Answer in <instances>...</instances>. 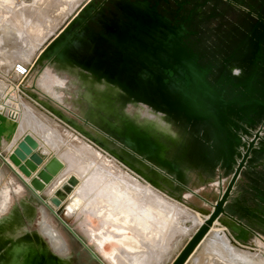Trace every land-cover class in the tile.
I'll return each mask as SVG.
<instances>
[{
	"label": "rangeland",
	"instance_id": "1",
	"mask_svg": "<svg viewBox=\"0 0 264 264\" xmlns=\"http://www.w3.org/2000/svg\"><path fill=\"white\" fill-rule=\"evenodd\" d=\"M16 1L13 0L9 4L0 0V80L15 85L12 69L14 61L27 62L31 70L20 85L24 87V90H20V92L19 89H14L13 93L19 92L24 96L33 97V100L40 105L37 109L41 112H49V109L41 102L44 100L76 119L99 140H94L92 137L74 130L77 141L92 148L99 162L108 164L109 161V167L100 180L97 178L99 181H94L93 179L94 183L90 182L92 187H87V190H84V185L86 187L93 166L86 165L84 170H78L77 166L73 167L74 169H69L67 161L63 159L62 149L55 146L49 160L56 157L61 161L62 165L56 174H59L60 170L67 169L70 171L69 173L73 172L79 176L76 183L78 189L75 192L77 195L79 194L80 198H77L75 206L72 205L75 211L72 213L66 209L64 202L55 206L49 200V194H51L49 183L44 184L37 192L47 210V219L67 241L71 253L76 258V264H117L113 260L109 261L104 258L102 254V251L112 248L115 254L122 255L117 246L120 244V241L117 240L120 239L107 232L105 227L108 228V226L106 224L104 226L106 220L101 219L95 213L97 208L101 207L100 205L102 208L109 209L106 200L103 201L106 205L101 204L102 201L99 202V205L97 204L98 207L92 205L98 197L105 194L107 199L113 200V195L110 194L113 188L106 187L104 190V186H100L102 182L111 183L118 190L122 192L126 190L127 193H130L132 189H126L122 182L125 180V175L133 176V178H129L131 180L137 176L148 187L151 186L168 205L172 206L171 210H173L168 222L162 220V216L159 217L154 210L150 212L155 217L148 216L147 229L141 228L133 221V225H131L133 232L136 234L138 230H141L139 231L140 245L136 243V250L130 251L128 255L124 253V257L120 256L124 258L126 264H129L128 262H131L130 264L133 262L134 264H174L194 234L211 216L216 203L222 198L225 191L227 194L224 201H220L216 208V211H223L212 221L208 230L192 248L182 264L190 263L191 255L198 251L200 243L211 231L216 221L225 225L232 239L235 238L242 245L241 250H238L240 253L264 260V200L261 199L264 197V192L260 193L254 187L258 186L264 189V104L251 98L264 99V62H262L263 65L261 64V60L264 61V52L260 60L255 59L254 66L250 62L258 48L264 49V0H129L137 3L145 2L147 7L154 6L158 13L169 18L172 23L184 30L183 41L196 52L199 64L207 68L206 78L215 92L220 93L224 99L236 97L238 100L246 101V103L242 102L243 104L238 100L231 103L230 113L224 109L229 103L221 104L222 109L234 121L233 124H228L226 122L228 118L225 117V128L212 117L195 119L188 118L183 113L163 110L172 120L181 137L188 140L185 153L181 150L182 140L170 148L169 159L175 164L173 170L165 168L146 155L139 153L134 147L108 133L101 126L94 124L95 122L93 124L89 122L87 117L73 108L72 103L64 102L59 98L57 94L62 95L63 89L58 92L54 84L41 83L45 71L54 64L52 54L45 57L43 63L38 61L42 45L46 43L47 47L51 44L61 33L58 32V29L68 18L69 22L74 21L76 14L86 19L90 28L102 31L98 18L124 16L123 11L115 5V0H82L81 2L45 0L42 6L36 8L38 12L30 11L28 7L19 6L20 2ZM86 6H90V10H86L88 14L86 11L84 12ZM59 8L63 12L60 16L54 14L55 10ZM43 42L44 44H42ZM233 63L243 65V73L240 75L233 73L230 69V65ZM65 75L72 77L67 72ZM250 88L254 90L251 91ZM125 94L126 100H129L128 95L130 94L126 91ZM7 96V99L11 98L9 94ZM36 96L41 100H37ZM67 97L73 102L70 95ZM139 106L130 103L125 106L126 109H122V112H129L128 114L133 120L145 124L147 118L143 114H139L141 108ZM95 109L96 113L93 115L104 113L97 106ZM161 121L169 124L163 119ZM249 143H252L251 146ZM8 154V147L0 143L1 168H5L6 173L14 176L20 182L22 177L15 171V169L18 170L17 167L13 168L15 165L9 159ZM9 162L12 163V166ZM138 168L151 175L156 173L155 176L158 171L172 183H165L167 185L160 188L141 175L142 172ZM20 172L22 173V171ZM95 182L98 183L97 187ZM57 183L59 184V180L51 186L50 190L55 189ZM109 195L112 196L109 197ZM257 200L261 201L262 205L257 203ZM152 204L154 205V203ZM141 206L143 207V205ZM255 206L258 208H254ZM232 213L237 214L240 218L236 219L240 221V224L237 223L240 225L239 227L225 224L224 220L227 218L235 221ZM197 214L200 215L202 221L196 220L198 219ZM37 216H40V211ZM180 217L182 218L179 219ZM183 218H187L185 224L189 222V226L186 228H181ZM62 219L74 233L63 223ZM165 222L164 230H160L161 225ZM84 225L98 234L97 236L101 237L106 234L105 239L100 238L101 241L91 239L89 229H84ZM242 228L245 237L240 234ZM145 230L148 231L149 236L145 234ZM153 230L155 232L160 230V237H156L158 238L156 244L152 242V245L146 246V242L150 243L148 238L154 236ZM142 233L143 236H141ZM226 240L232 246L230 240L228 238ZM232 248L234 249L233 246ZM92 251L98 258L92 254ZM136 252H146L148 260L144 262L145 257L142 256L139 263L136 262L135 256H132Z\"/></svg>",
	"mask_w": 264,
	"mask_h": 264
},
{
	"label": "bare ground",
	"instance_id": "2",
	"mask_svg": "<svg viewBox=\"0 0 264 264\" xmlns=\"http://www.w3.org/2000/svg\"><path fill=\"white\" fill-rule=\"evenodd\" d=\"M1 1L3 3H9V4L13 2V0H1ZM17 1L20 2L19 6L28 7V9L30 11L35 10V12H38V10H36V8H39V6H42V4L45 2V0H17ZM73 1L74 2H76V1L81 2L82 0H73ZM119 1H121L124 4L132 3L129 0H119ZM139 3L141 6L145 5L144 4L145 2L144 3L139 2ZM2 5H4V4H2ZM127 5L129 8L134 7V6H131L129 4H127ZM89 7L90 6H86V8L84 9V12L86 10H90ZM135 7H138V9ZM135 7H134V9L137 11L142 10L141 7H139V6H135ZM62 13L63 12H62L61 8H59V9L55 10L54 14L60 16V15H62ZM86 14H88L87 11H86ZM77 16H80V15L76 14L75 17H77ZM68 22H69V18L59 28V32H61V33H59L56 36L54 41L51 44H49L47 47L45 45V47L41 50L40 56L38 57V61L43 63L44 58L49 56L50 53H53L52 55L54 56L53 57L54 64H58L60 66V68L65 69L66 72H68V73L70 72L72 74L80 75L81 78L83 80H85V82H88L90 84V86H89L90 90L95 91V86H96L98 88V90L96 91L97 95L95 96L96 99L94 102H95V105L99 109H101L104 113L103 114H101V113L100 114H94V115L92 114V116H91L92 122H95L94 124L101 126L108 133H111L113 136L119 138L124 143L134 147L139 153L146 155L151 160L157 162L161 166H163L165 168H172L173 167L172 164L165 157V151L167 150V146L160 139L154 138L152 136V134L149 132V128L151 126H153L154 124H157L158 126H162L163 128L166 127V124L164 122L162 123L160 115L155 114L151 110V108H155L157 110H160L164 114H166V113L163 111L162 108H160L158 106H154L153 104H150L147 101L138 98L134 94L129 93L130 96L132 97V103L133 104L136 105V104L140 103V104H143L145 106L151 107L149 109L147 107L142 106L139 110V114H143L147 118V122L145 123V124H149L148 126L145 125L147 129H144L145 126L139 124L140 122L137 123L135 120H133V118H131V116H129L128 111H127L128 113H126V111H125L124 115H119L117 113L115 114L114 108L112 107L113 103H115V97L110 92V90L114 91V92H117V91L125 92L126 88H124L116 79H111L110 77L100 73V71L98 69H96V67L94 66L95 65L94 63L96 61L92 58L93 57L92 55L96 54L98 56V53L92 52V53L87 54V52H86L85 53L86 54L85 59L87 61L86 64L84 63V61H81V63H79V62L71 59V57H69V56H71V54L69 52H67L68 47L70 50L73 49L74 51L77 50L78 52H82L85 49V47L88 45V43L89 44L91 43V39L94 37V34L91 32V33H89V35H87V38H85L84 33H86V32H85L84 27L79 28V30H77L76 33L71 32L72 33L71 34L70 29H69V26H70L69 24L71 21L69 23ZM64 34H65V36H69L68 37L69 42H67L66 44H64V43L61 44V41L58 40L57 37L58 36L60 37ZM78 36L80 37V39H83V42H84L83 45H80V43H81L80 39L76 41V38ZM78 56H79V53H78ZM84 64L87 66H85ZM57 73H59V72H57ZM62 77L68 78L64 74L62 75ZM70 79H72V78H70ZM76 80H78V79H76ZM73 84H76V81L73 80ZM100 89H103V90L100 91ZM11 102H12V99H11ZM41 102L47 108H49L54 114H56L59 118H61L63 121H65L67 124L74 127L76 130H78L82 134L89 136V137H92L94 140H98L85 126L80 124L76 119L68 116L61 109L51 105L50 103H48L44 100H42ZM26 109H27V107H26ZM3 111H4V106L0 104V112H3ZM112 116L116 117L117 119L119 118L121 120L120 121L121 124L110 120V117H112ZM95 118L97 121L95 120ZM88 120L90 121L89 117H88ZM1 121H2V119L0 118V122ZM169 127L170 126H168V128ZM166 130H165V132H166ZM1 131H2V128H1V124H0V133H1ZM163 131H164V129H163ZM8 132L10 133L9 130H8ZM4 136H6V135H4ZM5 139H6V137H5ZM35 150H38V146H37V149H35ZM47 161H45V159H44L43 163L40 164L38 170L35 173H33V176H30L29 178L25 177L26 175L22 174L23 172L21 173L19 170H17L20 173L21 177H23L22 178L23 180L20 178L21 179L20 182L16 178H14V176H11L10 174L6 173L4 171L5 168H1L2 166H0V264H76V258L71 253V251L67 245V241L60 235V233L55 229L53 224L47 219V210L45 209V207L42 204V201L39 199V197L37 195V192L39 191V188L41 185L39 182V179H38L39 177H37L38 171H40V169L44 168L43 165H45V168H47L49 170H54L53 165ZM10 164L12 165V163H10ZM13 167L15 168V166H13ZM138 170L140 172H142L141 175H143L147 179L151 180L155 185L159 186L160 188L163 187L159 181V178H161L159 174H157V176H155L156 173L154 175H151V174L147 173L146 171L142 170L141 168H138ZM60 172H61V170H60ZM59 174L57 173L48 182L49 188H51V186L53 184H56ZM100 177H102V176H100ZM129 178H133V176L127 177L125 175V180L122 181L125 184L126 189L130 190V189L134 188V190H135L138 187L139 188L140 187H142V188L147 187L148 188V185L146 183H144V181H142L137 176L134 177L133 180H131ZM95 180H97V179H95ZM102 183L100 186H104V190L106 187H112L113 188V191L110 193L113 195V198H112L113 200L107 199L108 197L104 193L105 195H101L100 197H98L96 199V201H94V204L92 206L96 205L95 207H98L97 204L99 205L100 201H102V202H100L101 204H104L103 201L106 200V203L108 204L109 209L102 208V205H100L101 207L99 206L100 208H97L95 213L98 214L97 216H100L101 219L106 220L104 222V226H105V224H106V226H108V228L105 227L107 232L111 233L112 236H114V237L122 238V237H124V235L128 234L129 232H131L135 236L139 237V233H140L139 231H141V230H138V228H137L138 233L135 234L133 232V227L131 226V225H133L132 224L133 221L135 223H137L136 225H139L141 228L147 229V227L149 225V224H147L148 220H149L148 216L152 215L150 212H152L153 210L159 215V217L162 216L165 219H169L171 216L170 213L173 212L169 206L163 205L162 201H159V197L156 198V196H155L156 194L153 195L154 194L153 193V194L149 195V197L152 200L151 202H149L150 200L149 201L146 200V202L143 201L144 203L143 202L141 203V205L146 204V205H148V207H147V210L145 212V215L143 214L144 216L139 217L137 212H138L140 205H138V202L136 201V197H133L132 195H130L131 193H127L126 190H125V192L118 190L111 183L104 182L103 185H102ZM95 184H96V182H95ZM97 184H96V187H97ZM77 185H75L73 187V189L67 194V197L62 201V203L64 202L66 204V202L69 199V196L74 192L75 188H77ZM93 186H95V185H93ZM89 187L91 188L92 186H89ZM117 187H118V185H117ZM56 188H57V186L55 187V189ZM121 188L123 189V187H121ZM53 190L54 189H51V190L49 189V191H51L50 193H53ZM146 190H148V189H145V192H146ZM149 191H150V189L148 190V192ZM112 195H109V197H111ZM147 197H146V199H147ZM133 198H135V200ZM154 200L157 204L158 203L162 204L163 207L167 211L163 212V211H161L162 209H160L158 206H154L152 204ZM123 201L125 202V206H123V203H124ZM128 202L130 205L127 204ZM106 203L104 205H106ZM148 203L151 204V206H149ZM73 206H75V205H73ZM112 206H113V208H110ZM66 209L70 210L72 213L75 211V210H73L71 205H66ZM165 209H163V210H165ZM39 211H40V216L38 217L37 214ZM157 214H156V216H157ZM97 216H96V218H97ZM152 216L155 217L154 214ZM181 218L182 217H180L179 219H181ZM186 219L183 218L181 221V224L184 223V225H188L187 223L185 224V222L187 221ZM224 222H225V224L231 225L234 227L240 226L237 224L238 222H235L229 218L225 219ZM86 223L88 224V222H86ZM222 227H224L225 229L227 228L225 225H221L219 221H216L214 223L211 231L207 234V236L200 243V248L198 249V251L191 255V261L188 264H264V260H262L258 257H254V256H251L248 254L240 253V251H238V250H241V246L235 245L232 242V239L229 238V237H231L230 234L227 232V230H225L226 231L225 232ZM134 228H135V226H134ZM84 229L87 230L89 228H87L84 225ZM219 229L221 230L222 234L227 236V238L230 240L232 245H234V248H236V250H234L232 248V246H230L228 244L226 239L219 233L220 232ZM145 232H146L145 234L147 236L150 235L147 233L148 231L145 230ZM89 233H90L89 237L91 239H95V240H99V241H101V239L102 240L105 239V236H106V234L102 235L101 237L97 236L98 234L93 232L91 229H89ZM159 233H160V230L158 232L156 231L154 233L153 237H149V238L146 237V238L150 239L149 244L152 245V242L156 243L157 239L160 237ZM141 236H143V233ZM157 236H158V238H156ZM133 242H135V241H133ZM126 243H128V242H126ZM132 247H134V246H132ZM124 250H126V249H124ZM130 250H132V248ZM207 250H217L220 253L221 257H217L213 253H208ZM124 253H126V255L129 254V252H124ZM144 254H142V253L141 254L140 253L135 254L134 253V254H132V256L133 257L135 256L134 260H136V262L139 263L142 256L145 257ZM114 257H116V256L114 255ZM128 257L130 258V255ZM129 258H127V259H129ZM119 259H121V258L118 257L117 261H119ZM121 260H120V264H122L124 262V260H123V262H121ZM128 263L130 264L131 262H128ZM123 264H126V262H124ZM133 264H134V262H133Z\"/></svg>",
	"mask_w": 264,
	"mask_h": 264
},
{
	"label": "water",
	"instance_id": "3",
	"mask_svg": "<svg viewBox=\"0 0 264 264\" xmlns=\"http://www.w3.org/2000/svg\"><path fill=\"white\" fill-rule=\"evenodd\" d=\"M131 2L133 4H124L115 0V5L123 11L124 16L98 18L102 31L90 28L86 19L81 16L70 22V33H76L79 28L84 27L85 38L91 32L94 37L82 52L70 50L68 47L67 52L71 54L69 57L79 63L84 61L86 64L85 53L96 52L98 56L92 55L96 61L94 63L96 69L111 79H116L128 93H132L165 111L183 113L186 117L195 119L212 117L219 125L226 127L224 118L231 116L222 109L221 104L225 102L230 106L238 99L236 97L224 99L220 93L219 95L217 91L215 92L206 78L207 68L199 64L196 52L183 41V29L158 13L154 6H141L139 2ZM127 4L134 7L139 6L142 10L137 11L134 7L129 8ZM135 8L138 9V7ZM68 37L64 34L58 36L57 39L61 41V44H66L69 42ZM79 39L78 36L76 41ZM80 42V45L84 44L83 39H80ZM78 53L79 56L81 55L80 57ZM51 54L53 53L49 55ZM251 98L264 104L262 98ZM238 101L246 103L243 100ZM230 119L233 123V118ZM249 144L251 146L252 143ZM38 145V141L30 133H22L8 154L17 169L28 177L33 176L44 160L40 153L34 151ZM47 162L53 165L54 170H49L43 165L44 168L42 167L43 169L38 171L40 188L53 178L62 165L56 157ZM15 171L20 175L17 170ZM76 183L77 177L70 174L60 186L53 190V193L49 195V200L55 206L61 205ZM226 194L227 191L216 203L211 216L194 234L174 264L183 263L192 248L208 230L212 221L223 211H216V208L220 201H224ZM234 220L240 224V221ZM62 221L73 231L63 219ZM240 234L246 236L243 228L240 229ZM92 254L98 258L94 251Z\"/></svg>",
	"mask_w": 264,
	"mask_h": 264
},
{
	"label": "crops",
	"instance_id": "4",
	"mask_svg": "<svg viewBox=\"0 0 264 264\" xmlns=\"http://www.w3.org/2000/svg\"><path fill=\"white\" fill-rule=\"evenodd\" d=\"M42 44H44V42ZM45 45H46V43L44 45H42L41 49H43L45 47ZM64 70L65 69L60 68V66L58 64H52V67L45 71L43 77L41 78V83L42 84H49V83L54 84V86H55V88H56V90L58 92L61 91L60 89H63L64 92H63L62 95L61 94H57L59 96V98L62 101H64V102L66 101L67 103H72L73 108L75 110L80 111V113L82 115H84L85 117H87V119L89 117L90 118L89 122H91L93 124V122L91 120V116H92L93 113H96V109H95L96 105H95L94 101L96 99L95 96L97 95L96 91L98 90V88L95 86V91L90 90L89 89L90 84L88 82H85V80H83L81 78V76L77 75V74H72V73L69 72V74L72 77H69V75H66L68 78H63L62 75L63 74L65 75V73H66V70L65 71ZM56 71L59 72V73H57ZM70 78H72V79H70ZM76 79H78V80H76ZM73 80L76 81V84H73ZM22 88L23 89H19L15 85H11L10 83L5 82L4 80H0V104L4 106V111L0 112V118L2 119V121L0 122L1 128H2V131L0 133V140H1L0 143L3 146L8 147V151L10 152L13 149V147L16 145V142L21 137L22 133H30L33 137H35V139L38 141V144H39L38 145V150L39 151L38 150H35V151L40 153L43 156V158L45 159V161L49 160L50 154L53 151V149L55 148V146L59 147L60 149H62L61 152H62V155L64 156L63 159L65 161H67V163L69 165L67 167L69 169L77 166L78 170H84V168H86L85 167L86 165H88V166L92 165L93 166V171L91 172V174L89 176V179L87 181L86 187L84 185V190H87V187L89 188V186H91L92 183H93L92 179L95 180V179L99 178V180H100V176L105 174V172L107 171L106 169H108V167H109V161H108V164L106 162H99L98 158H97V155L93 152L92 148H90L88 145H86V144H84L82 142H78L77 141L76 134L74 133V130H76V129L74 127L70 126L69 124H67L61 118H59L49 108H48L49 112L48 111L41 112L40 110L37 109V108H39L40 105L38 104V102L33 100V97L24 96V95H22L19 92L13 93L14 89H16V90L19 89V91L20 90H24L23 86H22ZM102 90L103 89H100V91H102ZM28 93H30V92H28ZM8 94L11 97L10 99H7V97H8L7 95ZM67 95H70L72 97L73 102L70 101V99L67 97ZM36 98H37V100H39L38 96H36ZM11 99H12V102H11ZM26 107H27V109H26ZM66 126L70 127V128H67ZM168 126H170V127L168 128ZM158 127L159 128L161 127L162 129L166 128L167 129V130L165 129L166 132L170 133L171 135L173 134L172 137L174 136L173 137V139L175 141L174 144L172 143V141L169 142L167 140H162V142L167 146V150L165 151V157L169 160V162L173 166L172 168H169V169L173 170V168L175 167V164L172 163V161L169 159L168 152H169L170 148L173 145L175 146L180 140H182L181 141V150H182L183 153H185L186 149H187V146H188L187 145L188 144V140L186 138H182L181 135L178 133L177 129L172 127L170 124L166 123V127H164V128L162 126H158ZM8 130L10 131V133L8 132ZM76 131H78V130H76ZM4 135H6V136H4ZM5 137H6V139H5ZM15 168H16V166H15ZM69 172L70 171H68L67 169L65 171H61L60 172V174L58 176V179H57V180H59V184L57 185V187L60 186L70 176V174H73V175L79 177L75 173H73V172L69 173ZM157 174H159L160 177H161V178H159V181H160V183L163 186L161 188H164L165 185L172 183L168 178H166L160 172H158ZM25 177H28V176H25ZM90 182H92V183H90ZM165 183H167V184H165ZM254 187L260 193L264 192L263 188L258 187V186H254ZM138 188L135 189V190H134V188H132V190H131L132 192H130L131 193L130 195H132L133 197H136V201L138 202V205H140V207L138 209V212H137L139 217H142V216L145 215V212H146L147 207H148V205H146V204H145L146 206L143 205V207H142L141 203L143 201L146 202V200L147 201L150 200L149 202H151L152 200L149 197V195L153 194V193H154L153 195L156 194L155 195L156 198L159 197V201H162L163 205L169 206L172 209V206L168 205L157 194V192L151 186H149L148 188L147 187H144V188L140 187L139 189ZM76 189H78V188H75L74 192L69 196V199L66 202V205H71L72 206V205L75 204L77 198H80L79 194L77 195L76 192H75ZM145 189H148V190L150 189V191L149 192H145ZM82 192H81V194H82ZM147 195H148V197H147ZM143 196H144V198H143ZM146 197H147V199H146ZM133 199L135 200V198H133ZM261 199L264 200V197L261 198ZM80 200H82V199H80ZM82 202H83V200H82ZM153 203H154V206H158L160 209H162L161 211H163V212L167 211L163 207L162 204H159V203L157 204L155 202V200L153 201ZM257 203H260L262 205L261 201L257 200ZM127 204H129V202ZM123 206H125V202L123 203ZM149 206H151V204H149ZM256 207L258 208V206H255L254 208H256ZM163 209H165V210H163ZM197 216H198L197 217L198 219H196V220H201L202 219V218L199 217L200 216L199 214H197ZM232 217L235 218V219H238V220L240 219L238 217V215L235 214V213H232ZM162 220L168 222L169 219H164L162 217ZM188 220H190V219L188 218ZM187 224L188 225H184V223L181 224V228L182 227L186 228L187 226H189L188 222H187ZM165 225H166V222L161 225V229L160 230H162L165 227ZM222 228H223L224 231L226 230L224 227H222ZM219 231H220L219 233L223 236L224 234L221 233L220 229H219ZM223 237L226 238L225 235ZM229 238L232 239V237H229ZM119 239L120 240H117V241H120V244H117V246L119 248L118 250H120V252H122L124 249L127 250V251L124 250L122 252L123 255H120V256H123V257H124V252H130L132 250H136V246H137L136 243H138L140 245V241H139L140 238L135 236L131 232H129L128 234L124 235V237L119 238ZM133 241H135V242L133 243ZM126 242H128V243H126ZM232 242L235 245H237V246H239V245L242 246L235 239H232ZM148 245H150V244L146 242V246H148ZM231 245H232V243H231ZM132 246H134V247H132ZM232 246L234 247V245H232ZM131 248H132V250H130ZM234 249H236V248H234ZM207 252L208 253H213L217 257H221L220 253L217 250H207ZM136 253H138V252H136ZM102 254H103V257L107 258L109 261L113 260V261H115V263L120 264V260L121 259H119V261H117L118 257H120V256L117 253H116L117 255L115 254L113 248L108 250V251L107 250L102 251ZM142 254H144V253H142ZM114 255L116 257H114ZM144 255H145L144 262H146V260H148V257L146 256V253ZM120 258H122V257H120ZM123 259L124 258H122L121 262H123Z\"/></svg>",
	"mask_w": 264,
	"mask_h": 264
},
{
	"label": "flooded vegetation",
	"instance_id": "5",
	"mask_svg": "<svg viewBox=\"0 0 264 264\" xmlns=\"http://www.w3.org/2000/svg\"><path fill=\"white\" fill-rule=\"evenodd\" d=\"M188 45V44H187ZM255 51V50H254ZM259 51V54L257 55V52ZM263 52H264V49L262 50H260V48H258V50L256 51V52H254V56H253V58L252 59H250V62H252V66H254V64H256V60L258 59V60H260V57L262 56V54H263ZM257 56V57H256ZM263 58H264V55H263ZM256 59V60H255ZM264 60V59H263ZM262 62H264V61H262L261 60V64H262ZM248 63V62H247ZM242 64H244V63H242ZM264 64V63H263ZM262 64V65H263ZM230 69H231V71L233 72V73H235V74H238V75H240L241 73H243V65H237V64H232V65H230ZM250 90L252 91V90H254V89H252V88H250ZM110 92L114 95V97H115V103H113V105H112V107L114 108V113L116 114H119V115H124L125 114V112L123 111L122 112V109L125 107V106H127V105H129L130 103H132V97L130 96V95H128V98H129V100H126L127 99V97L126 96H124V95H126L125 94V92H120V91H117V92H114V91H111L110 90ZM133 104V103H132ZM135 105V104H134ZM136 105H140L141 107L142 106H144V107H147V108H151V107H149V106H145V105H143V104H140V103H138V104H136ZM227 107L226 108H224V109H227V111L230 113V110H231V106H229V105H226ZM151 110L155 113V114H157V115H160V118L161 119H163L164 121H167L172 127H174L175 128V126L173 125V122H172V120L166 115V114H164V113H162V111H160V110H157V109H155V108H151ZM157 111V112H156ZM163 115V116H162ZM228 118V119H227ZM226 119H227V123L228 124H233L232 123V121H230L231 119L229 118V117H227ZM230 119V120H229ZM110 120H112V121H114V122H117V123H119V124H121V120L118 118H116V117H114V116H112V117H110ZM225 122V121H224ZM140 124V123H139ZM141 125H146V126H148L149 124H142L141 123ZM146 126H145V128L144 129H147L146 128ZM149 132L152 134V136L154 137V138H158V139H160L161 141L162 140H167V141H169V142H171L172 141V143L174 144V139H173V137H172V135L170 134V133H168V132H165V129H164V131H163V129H161V128H159L156 124H154L153 126H151L150 128H149ZM171 139V140H170ZM174 146V145H173Z\"/></svg>",
	"mask_w": 264,
	"mask_h": 264
},
{
	"label": "built area",
	"instance_id": "6",
	"mask_svg": "<svg viewBox=\"0 0 264 264\" xmlns=\"http://www.w3.org/2000/svg\"><path fill=\"white\" fill-rule=\"evenodd\" d=\"M12 69L16 81L15 86L19 89H23L20 85H22L23 80L29 74L31 70L30 65L25 61L18 60L13 63Z\"/></svg>",
	"mask_w": 264,
	"mask_h": 264
}]
</instances>
